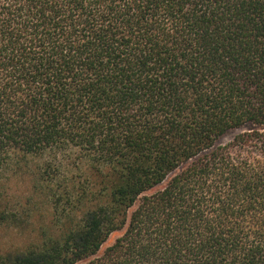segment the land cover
<instances>
[{
  "label": "trees",
  "instance_id": "1",
  "mask_svg": "<svg viewBox=\"0 0 264 264\" xmlns=\"http://www.w3.org/2000/svg\"><path fill=\"white\" fill-rule=\"evenodd\" d=\"M39 207L0 264H264V0H0V232Z\"/></svg>",
  "mask_w": 264,
  "mask_h": 264
},
{
  "label": "rangeland",
  "instance_id": "2",
  "mask_svg": "<svg viewBox=\"0 0 264 264\" xmlns=\"http://www.w3.org/2000/svg\"><path fill=\"white\" fill-rule=\"evenodd\" d=\"M240 130H233L228 132L225 136L220 139V142H226L230 140ZM8 186L11 188V195L13 199L20 200L23 193H28L29 188L28 179H17L8 182ZM32 226H28L25 229L10 228L0 232V249L3 248H16L24 245L27 242L33 241L35 234L32 230L33 226L38 223L47 224L50 220L49 211L44 207H39L35 213H31Z\"/></svg>",
  "mask_w": 264,
  "mask_h": 264
}]
</instances>
